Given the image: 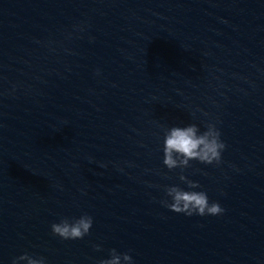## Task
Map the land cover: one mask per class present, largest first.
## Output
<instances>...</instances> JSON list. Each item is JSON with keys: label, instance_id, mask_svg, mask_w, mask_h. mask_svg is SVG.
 <instances>
[{"label": "water", "instance_id": "95a60500", "mask_svg": "<svg viewBox=\"0 0 264 264\" xmlns=\"http://www.w3.org/2000/svg\"><path fill=\"white\" fill-rule=\"evenodd\" d=\"M208 122L221 163L183 172L225 211L187 216L161 203L166 185L188 190L164 130ZM85 213L82 239L52 233ZM112 248L264 264V0H0V264H99Z\"/></svg>", "mask_w": 264, "mask_h": 264}, {"label": "clouds", "instance_id": "9594fccd", "mask_svg": "<svg viewBox=\"0 0 264 264\" xmlns=\"http://www.w3.org/2000/svg\"><path fill=\"white\" fill-rule=\"evenodd\" d=\"M99 72V69L97 70ZM225 142L221 139L220 130L214 122H208L204 131H200L197 124L192 123L186 126H171L164 130L163 141V164L168 170L181 169L179 180L187 185L188 190L179 184L166 185L165 194L169 199L161 203L177 213H184L187 216L193 214L220 215L225 209L219 202L209 201L207 193L200 188L198 181L189 179L183 169L191 167L190 161L197 160L205 164L221 163L222 151L225 149ZM93 224V217L87 213L78 218H62L59 222L51 224V231L60 238L82 239L89 234ZM97 251L100 245L94 246ZM46 264L44 257L35 258L27 252L15 257L12 264ZM99 264H134L133 257L128 252H118L115 248L110 249V255L101 259Z\"/></svg>", "mask_w": 264, "mask_h": 264}]
</instances>
